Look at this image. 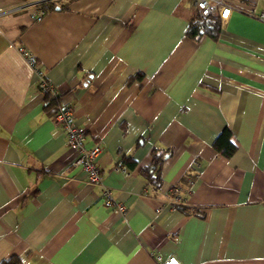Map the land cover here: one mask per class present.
Segmentation results:
<instances>
[{"label": "crops", "instance_id": "0c3cea01", "mask_svg": "<svg viewBox=\"0 0 264 264\" xmlns=\"http://www.w3.org/2000/svg\"><path fill=\"white\" fill-rule=\"evenodd\" d=\"M42 1L0 0V262L264 264V0H227L215 37L186 34L195 0ZM19 47L100 143L99 183L72 164ZM225 127L229 156L212 144Z\"/></svg>", "mask_w": 264, "mask_h": 264}, {"label": "built area", "instance_id": "2783aa9c", "mask_svg": "<svg viewBox=\"0 0 264 264\" xmlns=\"http://www.w3.org/2000/svg\"><path fill=\"white\" fill-rule=\"evenodd\" d=\"M194 5L201 16L217 15L220 20L226 19L231 10V6L227 0H195ZM41 15L42 11L36 15V18L40 19ZM18 49L27 63L39 73V90L43 93L47 92L48 95L53 98V101L56 102V106L50 115L51 120L55 126L64 132L67 147L75 152L72 164L79 167L86 174L89 183H99L100 171L97 164V157L102 149L100 143H95L90 147L85 146L84 140L86 130L83 127L75 125L72 105L59 100L57 90L52 86L49 80L43 76L41 71L35 67L34 55L23 47H19ZM113 170L121 172L124 175H129V170L124 164L115 165ZM100 195L105 207L117 214L125 213L126 205L112 196L109 187L102 186ZM179 202L180 197L174 194L170 201H167V204L174 205ZM161 208L162 207H158L156 210L159 211ZM155 259L158 264H180L175 256L162 257L160 255H155Z\"/></svg>", "mask_w": 264, "mask_h": 264}, {"label": "trees", "instance_id": "16d2710c", "mask_svg": "<svg viewBox=\"0 0 264 264\" xmlns=\"http://www.w3.org/2000/svg\"><path fill=\"white\" fill-rule=\"evenodd\" d=\"M39 7L43 10L54 9V8H62L66 6V3L62 4L57 2L56 0H45L40 2ZM220 28V19L217 15H208L201 16L198 11L194 13L193 17L189 21V24L186 28V34L189 37H197L200 33L204 32L210 36H217ZM44 100L45 104L49 105L53 103V98H51L47 92H44ZM230 130L225 127L214 139L213 146L219 152H221L225 156H229L235 149V145L230 141ZM167 152L161 151L160 153H156L153 151L152 160L149 165L143 167L141 172H143L147 178L148 182L155 183L157 180V166L160 163V159ZM132 165V163H130ZM20 259L17 256H11L8 259H3L0 264H19Z\"/></svg>", "mask_w": 264, "mask_h": 264}]
</instances>
